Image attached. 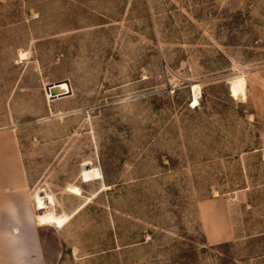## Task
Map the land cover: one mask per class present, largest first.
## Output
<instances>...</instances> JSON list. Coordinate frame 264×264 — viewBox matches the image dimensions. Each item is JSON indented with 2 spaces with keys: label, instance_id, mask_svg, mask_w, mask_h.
I'll use <instances>...</instances> for the list:
<instances>
[{
  "label": "rangeland",
  "instance_id": "1",
  "mask_svg": "<svg viewBox=\"0 0 264 264\" xmlns=\"http://www.w3.org/2000/svg\"><path fill=\"white\" fill-rule=\"evenodd\" d=\"M3 191L46 264H264V0H0Z\"/></svg>",
  "mask_w": 264,
  "mask_h": 264
},
{
  "label": "crops",
  "instance_id": "2",
  "mask_svg": "<svg viewBox=\"0 0 264 264\" xmlns=\"http://www.w3.org/2000/svg\"><path fill=\"white\" fill-rule=\"evenodd\" d=\"M0 194V240L2 252L9 253L14 264H46L41 249L39 225L30 200ZM5 250H4V249Z\"/></svg>",
  "mask_w": 264,
  "mask_h": 264
},
{
  "label": "water",
  "instance_id": "3",
  "mask_svg": "<svg viewBox=\"0 0 264 264\" xmlns=\"http://www.w3.org/2000/svg\"><path fill=\"white\" fill-rule=\"evenodd\" d=\"M46 92L50 93L51 99H58L72 94L70 82L62 80L46 86Z\"/></svg>",
  "mask_w": 264,
  "mask_h": 264
},
{
  "label": "bare ground",
  "instance_id": "4",
  "mask_svg": "<svg viewBox=\"0 0 264 264\" xmlns=\"http://www.w3.org/2000/svg\"><path fill=\"white\" fill-rule=\"evenodd\" d=\"M192 88H193V91H194V102H196L199 99L200 95H201V88H200V85L197 84V83H194L192 85Z\"/></svg>",
  "mask_w": 264,
  "mask_h": 264
}]
</instances>
